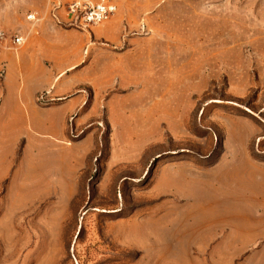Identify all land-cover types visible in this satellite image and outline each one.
<instances>
[{"label": "rangeland", "instance_id": "1", "mask_svg": "<svg viewBox=\"0 0 264 264\" xmlns=\"http://www.w3.org/2000/svg\"><path fill=\"white\" fill-rule=\"evenodd\" d=\"M74 1L0 0L8 34L41 21L120 55L62 78L98 85L68 122L0 119V264H255L233 233L264 199V0H115L89 26Z\"/></svg>", "mask_w": 264, "mask_h": 264}, {"label": "crops", "instance_id": "2", "mask_svg": "<svg viewBox=\"0 0 264 264\" xmlns=\"http://www.w3.org/2000/svg\"><path fill=\"white\" fill-rule=\"evenodd\" d=\"M20 33L24 38L20 47L15 51L0 50V71H3L0 78V119L5 121L3 124L10 126L31 125L33 118L48 109L61 107V117L64 123L68 122L86 104L80 87H87L93 92L98 85L91 79L77 84L73 82L68 86L70 82L66 80L67 82L61 83L62 78L72 80L71 76L94 72L96 57L110 51L104 49V52H100L102 48L98 42L81 31L73 28L56 29L41 21L37 24L25 21ZM62 35L75 39L66 41L61 39ZM110 54L119 55L113 52ZM41 95L43 103L38 101ZM3 110L6 112L3 113ZM83 119L84 115H81L76 120ZM27 120L29 122H25ZM255 202V233L242 224L233 233L240 238L246 236L245 232L255 235V250L245 255L240 263L248 262L255 252V264H264V199L255 198ZM259 206L262 209H257ZM247 247L248 244L245 247L236 245L243 252V248ZM219 249L221 246L215 244L209 252L214 253Z\"/></svg>", "mask_w": 264, "mask_h": 264}, {"label": "built area", "instance_id": "3", "mask_svg": "<svg viewBox=\"0 0 264 264\" xmlns=\"http://www.w3.org/2000/svg\"><path fill=\"white\" fill-rule=\"evenodd\" d=\"M117 5L115 0H75L68 8L72 16L79 18L84 25H96L115 14ZM27 20H34L32 14L26 16ZM24 38L16 34H8L0 27V50L15 51L22 45Z\"/></svg>", "mask_w": 264, "mask_h": 264}]
</instances>
